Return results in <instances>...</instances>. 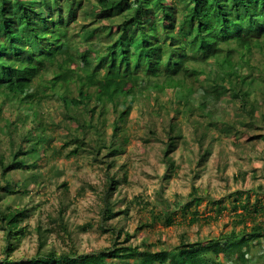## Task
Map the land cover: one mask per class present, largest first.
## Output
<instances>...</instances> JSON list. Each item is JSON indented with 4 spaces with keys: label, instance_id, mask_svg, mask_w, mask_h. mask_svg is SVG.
Masks as SVG:
<instances>
[{
    "label": "trees",
    "instance_id": "16d2710c",
    "mask_svg": "<svg viewBox=\"0 0 264 264\" xmlns=\"http://www.w3.org/2000/svg\"><path fill=\"white\" fill-rule=\"evenodd\" d=\"M83 1L0 0V229L5 241L0 264H264V199L257 196L264 193V184L254 189L253 201L248 192L227 197L234 202L240 230L202 242H190L183 232L177 244L159 248L145 239L131 242L134 235L120 227L125 210L116 209L122 200H113L127 180L126 172L118 179L116 170L124 168L118 159L130 142L129 116L138 108L135 102L146 104L153 90L166 93L161 103L168 118L163 136L154 129L150 133L165 145L164 180L175 173L171 155L183 140L179 115L192 119L193 111L199 112L194 129L199 132L197 166L211 153L203 144L215 136L213 127L221 137L242 133L238 124L259 125L258 114L264 123L255 99L260 94L264 102V0H88V13L94 10L100 20L111 23L82 29L84 36L71 33L72 19H67L83 8ZM112 9L128 14L115 21ZM255 53L259 58L253 63ZM49 99L63 104L64 127H59L61 121L44 123L43 105ZM219 101L223 108L217 115ZM6 102L31 114L27 128L20 130L6 115ZM156 107L150 106L153 112ZM55 126L65 131L59 147L52 145ZM254 138L264 142V133ZM67 146L73 149L66 158L83 154L105 168L98 227L110 233V245L79 251L66 217L71 199L63 181L57 184L56 216L33 229L38 234L36 253L17 257L24 237L32 233L25 225L31 209L24 199L34 186L39 190L47 185L51 177L45 181L42 167L50 161L56 166ZM240 176L245 180L246 172ZM199 191L192 184L188 200L173 205L162 198L153 220L163 218L172 226L177 210L183 216L179 224L188 226L218 219L227 209L224 200L209 199L216 214L201 218Z\"/></svg>",
    "mask_w": 264,
    "mask_h": 264
},
{
    "label": "rangeland",
    "instance_id": "374dc122",
    "mask_svg": "<svg viewBox=\"0 0 264 264\" xmlns=\"http://www.w3.org/2000/svg\"><path fill=\"white\" fill-rule=\"evenodd\" d=\"M94 1V0H93ZM81 8L68 25L70 32L77 35L79 32L84 36L82 29L93 28L94 30L105 23H111L107 18L100 20L98 15L93 11H89L92 6L88 0H84ZM109 14L111 19L120 21L128 12L112 9ZM10 44V42H8ZM259 58V54L253 55L252 61ZM212 63V62H211ZM212 77H215L213 74ZM149 101L141 105L135 102L138 108L132 110L128 119V134L130 142L124 153L118 159L119 165H124L123 169L116 170V177L122 179L123 172L127 173L126 183L120 184V189L113 196V200L120 198L121 203L116 209L125 210L120 216V227L132 233L131 242L140 244L144 239L148 243H152L154 248L167 247L175 245L180 241V234L186 233L190 242L205 241V238L216 237L221 233L229 232L233 228L240 230L242 225L235 224L234 221V202L232 198L227 197L237 191L251 194V201L256 198L254 189L260 184H264V142L255 139L256 135H262L264 123L261 121V115L256 116L257 126H241L238 124L242 133L233 132L229 136H217V128H212L215 136L207 139L203 147L211 149V153L206 156L201 166L195 164L199 162L200 146L198 144L199 132L195 131L198 127V110L193 111L192 119L179 115L178 120L181 122L183 132V140L179 141L177 150L171 155L176 164L175 173L169 176L168 180L163 177L166 173L168 165L163 158L165 145L154 136H151V129L157 130L163 136L162 127L168 118L165 116V110L161 103L166 97V93L156 89ZM174 92V90L172 89ZM226 92V91H225ZM174 94V93H172ZM229 102L231 97H225ZM258 108L264 112L263 96L258 94L255 97ZM217 103V115L222 112L223 103ZM1 104V99H0ZM158 105L156 112L150 108L151 105ZM160 104V105H159ZM227 104V103H225ZM172 106V104H171ZM169 108H172V107ZM43 107L45 116L43 121L47 126H51L54 122L61 121L59 127H64L68 122L61 119L63 112V104L55 100H47ZM231 107V105H230ZM236 109L238 106H236ZM182 109V107H181ZM232 111V109H229ZM6 115L8 114L12 120L16 121L19 129L27 128L33 119L31 114L22 109L11 107L9 102L5 105ZM22 118V119H21ZM240 119H244L241 117ZM244 122L249 120H243ZM263 123V124H262ZM72 124V123H71ZM75 126L74 124H72ZM111 129H108V133ZM55 140L52 145H61L65 131L57 130V127L51 128ZM251 136H253L251 140ZM239 141V142H238ZM73 149V146H67L60 157L55 161L56 166L50 161L42 167L45 181H49L42 189L34 190L30 198L25 197V201L30 206L28 219L25 225L32 233H28L15 253V256L34 255L36 253L37 232L33 229L38 223L44 226L48 225L51 218L56 216L55 211L58 207L57 184L67 181L69 186V195L71 199V210L66 212L69 228L73 232V238L79 245L80 252L97 250L110 245V233L103 232L98 227L99 210L102 208L103 201L101 199V189H104L105 168L96 162H93L86 156H73L66 158V152ZM202 149V151H204ZM246 172V179L243 180L240 173ZM21 177L20 174H18ZM16 176L17 178H19ZM194 184L200 187L199 194L203 197L202 202L197 207L201 218L214 217L216 214L215 206L209 199H223L222 206L227 209L218 217V219H210L207 223L200 221L198 224L188 226L187 224H179L182 220L181 210L173 216L174 224L166 226L163 218L157 221L153 220V216L158 214L162 207L156 205L162 198L168 204L174 202L183 203L188 200L191 193V186ZM94 187V188H93ZM264 199V193L258 194ZM129 206V207H127ZM162 206L165 207L164 204ZM193 211L194 209L191 208ZM190 218V215L188 214ZM183 221V220H182ZM88 225L85 230L78 227ZM52 233V234H51ZM50 236H54L55 232H50ZM5 247L4 232L0 229V254Z\"/></svg>",
    "mask_w": 264,
    "mask_h": 264
}]
</instances>
